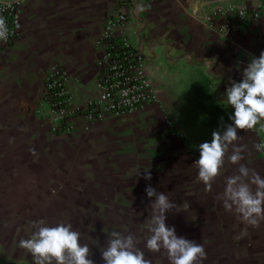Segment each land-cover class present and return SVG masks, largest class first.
Masks as SVG:
<instances>
[{"label": "crops", "instance_id": "crops-1", "mask_svg": "<svg viewBox=\"0 0 264 264\" xmlns=\"http://www.w3.org/2000/svg\"><path fill=\"white\" fill-rule=\"evenodd\" d=\"M257 2L130 0L125 10L128 41L143 55L156 102L87 130L74 119L69 134L51 135L41 101L43 77L49 65L56 64L70 77L75 104L95 96V62L102 49L94 47V42L116 0H24L20 35L0 54V143L27 152L53 148L52 153L66 156L90 148L95 160L107 163V175L100 181L108 180L112 193L145 196L146 187L151 186L168 195L181 182L183 171L187 184H195L188 175L198 169L187 162L184 143L169 133L165 119L182 121L184 114L180 115L186 108L180 110L179 105H189L187 110L203 120L195 134L207 136L209 143L213 131L231 125L234 109L226 103V90L230 81L242 80L251 58L264 52V20L248 21L223 39L215 31L216 24L206 25L204 17L216 6L251 8ZM204 123L207 127L201 130ZM237 131V143L247 146L240 163L264 178V159L254 147L264 142V120L251 130ZM66 161L60 156V162ZM238 167L226 155L215 180L225 186L226 178L236 174ZM147 171L150 181L144 179Z\"/></svg>", "mask_w": 264, "mask_h": 264}, {"label": "rangeland", "instance_id": "rangeland-1", "mask_svg": "<svg viewBox=\"0 0 264 264\" xmlns=\"http://www.w3.org/2000/svg\"><path fill=\"white\" fill-rule=\"evenodd\" d=\"M179 106L180 110L186 108L180 115L184 114V119L166 117V124L169 133L184 143L187 162L197 169L193 164L199 158L198 146L208 137L195 134L203 123L201 117L191 114L189 105ZM15 147L0 143V264H33L31 254L19 247V241L31 236L32 222L39 220L48 226L71 224L80 233V243L89 245L94 264H104L100 248L112 231L133 234L139 241L136 247L152 264H169L163 250L150 252L145 247V221L152 200L147 194L134 197L110 192L108 180L100 181L107 175V163L95 160L90 148L66 156L52 153L53 148L33 155ZM60 156L67 158L65 164ZM189 172L195 184H187L183 171L181 182L168 192L169 200L179 208L166 213V225L175 227L178 237L204 246L207 255L202 264H264V220L258 227L245 225L217 199L224 185L215 180L214 190L205 196L198 172ZM100 185L105 187L100 189Z\"/></svg>", "mask_w": 264, "mask_h": 264}, {"label": "clouds", "instance_id": "clouds-1", "mask_svg": "<svg viewBox=\"0 0 264 264\" xmlns=\"http://www.w3.org/2000/svg\"><path fill=\"white\" fill-rule=\"evenodd\" d=\"M8 35L6 20L0 16V41H6ZM230 84L226 90V103L234 109L229 117L232 123L222 126L223 131H213L210 143L199 144V158L193 166L198 169L197 179L203 182L205 191L211 192L215 178L221 174L226 155L231 164L239 165L236 174L226 178L224 191L217 199L242 223L258 227L264 220V178L240 163L247 146L237 143V130H251L264 120V52L258 58H251L240 82L230 81ZM254 147L257 151H264V142ZM32 154L35 155V150ZM144 179H152L150 172H145ZM145 192L152 200L149 205L151 213L145 221L148 233L145 247L150 252L163 250L169 264H202L207 255L204 246L178 237L175 227L166 225V213L179 207L165 193L157 192L151 186L146 187ZM32 228L31 236L21 239L19 247L31 254L33 264H94L89 258V245L80 243V233L73 230L71 224L59 222L48 226L46 221L39 220L32 222ZM138 242L130 233H108L106 244L100 248L104 264H152L136 247Z\"/></svg>", "mask_w": 264, "mask_h": 264}, {"label": "built area", "instance_id": "built-area-1", "mask_svg": "<svg viewBox=\"0 0 264 264\" xmlns=\"http://www.w3.org/2000/svg\"><path fill=\"white\" fill-rule=\"evenodd\" d=\"M24 0H0V16L9 29L8 39L0 41V54L9 49L20 35V17ZM130 0H116L114 11L103 21L94 47L101 48L95 62L93 89L95 96L75 104L69 75L58 65L50 64L42 80L41 101L46 107L47 128L51 135H67L72 120L87 130L96 123L120 118L156 102L148 81L143 55L128 41ZM264 20V0L251 8L226 4L212 8L204 17L208 26L226 39L248 21ZM261 143V142H260ZM264 159V151H260Z\"/></svg>", "mask_w": 264, "mask_h": 264}]
</instances>
